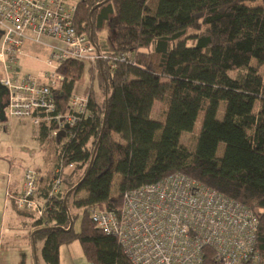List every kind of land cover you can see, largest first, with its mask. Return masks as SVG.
<instances>
[{"label":"trees","instance_id":"1","mask_svg":"<svg viewBox=\"0 0 264 264\" xmlns=\"http://www.w3.org/2000/svg\"><path fill=\"white\" fill-rule=\"evenodd\" d=\"M75 27L110 56L129 57L115 60L113 70L108 61L91 64L105 97L100 104L90 88V113L70 135L58 140L49 136L53 124L40 125L38 141L56 147L52 166L39 176L45 213L11 204L32 219L44 262L59 264L62 245L78 240L90 264H132L89 207L118 212L125 192L180 172L254 212L264 264V0H80ZM84 70L78 59L60 67V110ZM157 102L162 117L154 116ZM201 112L195 144L188 145L182 136L195 130ZM61 160L73 168L61 193L48 198ZM205 264L218 263L209 255Z\"/></svg>","mask_w":264,"mask_h":264},{"label":"built area","instance_id":"2","mask_svg":"<svg viewBox=\"0 0 264 264\" xmlns=\"http://www.w3.org/2000/svg\"><path fill=\"white\" fill-rule=\"evenodd\" d=\"M77 4L67 0H0V83L8 88L6 115L30 119L48 126L50 137L70 135L82 116L90 113L89 95L72 93L65 110L57 104L64 76L60 67L71 59L92 65L126 60L99 48L75 27ZM51 40L41 74L24 73L17 67L27 39L46 44ZM73 164L63 160L55 167L48 198L63 190L64 176ZM39 172L28 168L18 193L8 192L18 210L37 217L45 213L39 195ZM94 223L106 234L117 236L132 264H205L213 256L218 264H262L257 247L258 221L254 212L190 178L171 174L160 181L125 192L120 211L89 207Z\"/></svg>","mask_w":264,"mask_h":264},{"label":"rangeland","instance_id":"3","mask_svg":"<svg viewBox=\"0 0 264 264\" xmlns=\"http://www.w3.org/2000/svg\"><path fill=\"white\" fill-rule=\"evenodd\" d=\"M72 4H76L79 0H70ZM23 50L27 53L25 56H21L18 60L17 67L21 66V74L31 73L36 74L38 70H46V66L39 59L46 53H49V48L46 49L39 43H33L31 41H25L23 44ZM91 63L85 62V70L82 77L77 82L74 94L85 96L89 94L90 88L94 92L95 99L100 104L105 97V91L101 87V82L97 71H90ZM261 72H264V66L261 68ZM106 86V85H105ZM154 116L162 117L161 103L157 102L154 107ZM224 113V103H221L218 112V117L221 118ZM203 118V112L198 116L195 124V130L192 132H186L182 136L183 142L193 146L198 134L197 129L201 127ZM39 127L34 125L30 119L11 118L7 116L6 121H0V166L3 164L11 172L16 183L24 176L25 171L30 169L38 170L39 174L43 175L52 166V161L55 160V154L53 150L56 147L44 144L42 145L36 138ZM70 200V204H71ZM10 202L11 199H10ZM13 203V202H12ZM73 212L74 208L71 206ZM13 220H18L13 219ZM30 221L29 218H20L19 221ZM75 229H80V218L75 222ZM43 240L39 238L36 242L38 253L41 256V244ZM62 264H90L87 260L83 248L78 240H74L70 244L62 245ZM43 262V260H42Z\"/></svg>","mask_w":264,"mask_h":264},{"label":"crops","instance_id":"4","mask_svg":"<svg viewBox=\"0 0 264 264\" xmlns=\"http://www.w3.org/2000/svg\"><path fill=\"white\" fill-rule=\"evenodd\" d=\"M67 2L71 3L70 0H67ZM26 41L35 43L31 39H27ZM45 43L46 44L41 45L48 49V44L51 43V40L45 38ZM26 54L27 53L24 51V55L22 56ZM48 54L49 53H46L39 59L43 64ZM19 68L21 70L20 64ZM41 73H43L41 69L36 72V74ZM22 183L23 177L16 183V180L13 178L11 172L8 171L7 167L3 164L0 166V264H47L43 259V262L40 260L36 241L33 238L35 228L32 225V219L30 221L25 220L20 222L19 217L23 218L25 216L17 213L8 197V192L18 193L22 188ZM17 218L18 220H13ZM61 249L59 264H62Z\"/></svg>","mask_w":264,"mask_h":264},{"label":"water","instance_id":"5","mask_svg":"<svg viewBox=\"0 0 264 264\" xmlns=\"http://www.w3.org/2000/svg\"><path fill=\"white\" fill-rule=\"evenodd\" d=\"M105 1H108V0H104V2ZM102 4V2H99L95 7H93L92 8V10H91V12L90 13H92L93 11H94V9L96 8V7H98L99 5H101ZM2 33V31L0 30V34ZM106 89H107V85H106ZM8 95V88L5 86V85H3V84H1L0 83V121H6L7 120V115H6V107H7V105H8V101L7 102H4V98L6 97ZM105 123V122H104ZM64 131H61L59 134H58V136H57V139L59 140L60 139V137H62V136H64ZM101 138V137H100ZM95 151H96V148H95V150H94V153H95ZM94 155V154H93ZM93 159V158H92ZM91 164H92V160H91V162H90V165H89V167H88V170H87V172H86V174L84 175V177H86L87 176V174L89 173V170H90V167H91ZM72 226H73V222H71V224H70V228H72ZM69 228V229H70Z\"/></svg>","mask_w":264,"mask_h":264},{"label":"flooded vegetation","instance_id":"6","mask_svg":"<svg viewBox=\"0 0 264 264\" xmlns=\"http://www.w3.org/2000/svg\"><path fill=\"white\" fill-rule=\"evenodd\" d=\"M8 101V97L6 96L5 98H4V102H7Z\"/></svg>","mask_w":264,"mask_h":264}]
</instances>
